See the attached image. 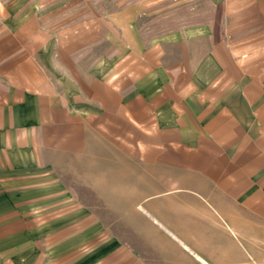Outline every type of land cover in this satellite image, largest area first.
I'll return each instance as SVG.
<instances>
[{"label": "crops", "instance_id": "1", "mask_svg": "<svg viewBox=\"0 0 264 264\" xmlns=\"http://www.w3.org/2000/svg\"><path fill=\"white\" fill-rule=\"evenodd\" d=\"M167 16L88 41L0 29V264H264V0ZM99 142L120 180L82 227L49 157Z\"/></svg>", "mask_w": 264, "mask_h": 264}, {"label": "rangeland", "instance_id": "2", "mask_svg": "<svg viewBox=\"0 0 264 264\" xmlns=\"http://www.w3.org/2000/svg\"><path fill=\"white\" fill-rule=\"evenodd\" d=\"M169 1L0 0V29L14 25L15 22L17 23L25 17L32 16L44 28L47 35L45 36L46 40L57 41L60 39L62 42L73 39V35L86 38V41H88V34L92 37L95 35L99 37L103 34L105 26L110 24L116 26L121 22L129 23L133 29L144 25L148 28L150 24L153 22L158 23L163 18L164 29L168 30ZM157 34L159 32L146 33L150 37ZM109 158H121V155L102 142H99L98 150L90 149L86 156L81 158L61 159L60 157H49L51 161L64 160L65 162L66 169L59 172L60 178H57V180L63 182L66 189L69 190L71 199L80 202L81 219H88L82 227L89 226L91 221L89 215L104 220L106 212L105 179L112 180L113 178L114 183L120 180L119 176L109 175L106 177V171L110 170L111 167ZM90 186L96 189L95 201L90 200ZM109 189L111 190V188ZM113 192H109V196L113 195ZM115 211L116 209H113V212ZM66 242H69V240H66Z\"/></svg>", "mask_w": 264, "mask_h": 264}]
</instances>
